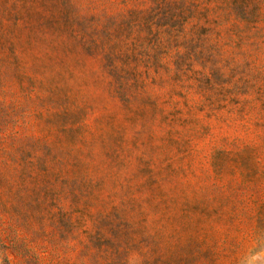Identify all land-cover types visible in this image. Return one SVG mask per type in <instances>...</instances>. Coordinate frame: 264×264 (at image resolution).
<instances>
[{
    "label": "rangeland",
    "instance_id": "rangeland-1",
    "mask_svg": "<svg viewBox=\"0 0 264 264\" xmlns=\"http://www.w3.org/2000/svg\"><path fill=\"white\" fill-rule=\"evenodd\" d=\"M0 264H264V0H0Z\"/></svg>",
    "mask_w": 264,
    "mask_h": 264
}]
</instances>
